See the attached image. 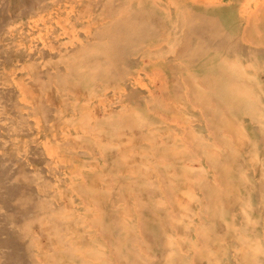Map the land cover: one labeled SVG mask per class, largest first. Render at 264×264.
Returning a JSON list of instances; mask_svg holds the SVG:
<instances>
[{"label": "rangeland", "instance_id": "374dc122", "mask_svg": "<svg viewBox=\"0 0 264 264\" xmlns=\"http://www.w3.org/2000/svg\"><path fill=\"white\" fill-rule=\"evenodd\" d=\"M192 1L0 0V264H264V45L240 40L244 22L235 44L227 27L196 47L155 26L151 5L175 18ZM263 1L230 13L262 18ZM139 26L151 35L121 55V33ZM195 48L214 54L201 69ZM221 59L241 92L201 79ZM249 95L255 112L231 106Z\"/></svg>", "mask_w": 264, "mask_h": 264}, {"label": "bare ground", "instance_id": "6f19581e", "mask_svg": "<svg viewBox=\"0 0 264 264\" xmlns=\"http://www.w3.org/2000/svg\"><path fill=\"white\" fill-rule=\"evenodd\" d=\"M171 1V0H170ZM238 0H233L232 2H228V3H221L220 1L219 2H216L215 4H212V3H204V2H201L199 0H194L192 1L191 4H189L188 6H185L184 8L182 9H179L178 13H176L175 18L170 16V14L168 12H163V11H159L160 9L159 8H155L157 5H151L152 8V13H154L153 15L155 16V14H158V12H160V16L162 18L163 21H160L159 23H156L155 26L156 27H160V26H164V25H168L170 27H172L173 29H176L178 30L179 32V36H181L180 38L182 40H188L192 43H194L195 47L196 46H200V42L202 41L201 39H205L204 41H206L207 43H210V42H215V41H221L222 39H225L229 37V35H224L223 37H220V35L218 34V31L221 29H226L227 27L228 28H232L233 29V32H231L233 35L234 33L237 34L239 28H241V25L242 23L244 22V25L242 26L241 28V31H242V34L240 35V40H242V42H247L249 44H251L252 46H262L264 45V16H261L260 17H255L253 16L252 19L250 17V15L248 14V16L246 18H243V17H235L234 15H232V12L233 10L235 9V6L237 5V2ZM168 2V1H167ZM184 2V1H183ZM261 2V1H260ZM264 2V1H263ZM136 3V2H135ZM258 3V2H257ZM262 3V2H261ZM170 5V3H169ZM259 5V4H257ZM263 5V4H262ZM261 5V6H262ZM184 6V4H183ZM247 7V6H246ZM262 8V7H261ZM260 8V9H261ZM238 9V8H237ZM243 9V8H242ZM241 9V11H242ZM249 9V8H248ZM259 8H257L258 10ZM254 10V9H253ZM230 11H232L230 13ZM245 11V9H244ZM162 12V13H161ZM248 13V12H247ZM224 14V15H223ZM226 14V15H225ZM220 16H224V17H220ZM246 16V15H245ZM258 21V22H257ZM99 22V21H98ZM156 22V20H155ZM233 23H235L236 25H232ZM261 24V25H260ZM260 25V26H259ZM123 27V23H120L118 25V28H122ZM136 30H139V32H137ZM136 30H129L128 32H124L123 34L121 33L119 39L117 40V43L115 45V47L118 48V52L123 55L124 53L127 54V52L129 53H133L135 54V52L139 49V47H141V43L138 42V40L140 38H146L148 37V35L150 36V32L147 30V29H142L141 30V26H139V28H137ZM236 31V32H235ZM139 33V34H137ZM135 36H134V35ZM138 36V37H137ZM162 38V40H165L167 43H169V37H167L166 35H161L160 36ZM231 38H234V41H233V44H235L237 42V36H230ZM134 42V43H133ZM203 42V41H202ZM200 43V44H199ZM211 46V45H209ZM143 49H147L146 46L143 45ZM208 50H206L205 53H197L198 52V49H194L193 51L190 52V56L196 58V57H201L202 58H198L195 62H193V65H195L197 67V69H201L204 67L205 63H206V60L211 58L212 55H214L211 50V48H207ZM177 56H180V54H184L186 55V45L184 46V41L181 42L180 44V47L177 49ZM148 50H146L147 52ZM185 51V52H184ZM169 52H171V50L169 49ZM182 54V55H183ZM181 55V56H182ZM204 57V58H203ZM118 59H119V62L122 63V61L124 60V56H118ZM115 62V61H114ZM141 62V61H140ZM233 62V61H231ZM131 63H134V60L131 61ZM235 63V62H234ZM165 65V70L167 72H169V74H171L172 76L174 75H179V70H181L180 67H177L175 65ZM210 66V65H209ZM238 66V65H237ZM214 71L216 73L215 76L211 77L210 75H202L201 76V79L206 81V82H211V84H213L214 88L218 91H229L230 93H235L237 94L236 92L240 91L239 90V85H237V80L233 78V76L235 77V66L233 65V63H230L228 62L227 60L225 59H221L219 61H217L214 66ZM238 70V69H237ZM241 70V69H240ZM239 70V71H240ZM263 70V69H262ZM151 71V70H150ZM122 72L123 70L121 69L120 70V75H122ZM202 74V73H201ZM236 74H237V71H236ZM241 74V73H240ZM246 74V73H245ZM242 76V75H240ZM159 79V78H157ZM160 81V80H159ZM181 82H183L181 80ZM244 82V81H243ZM183 84V83H182ZM85 85V84H84ZM83 85V86H84ZM186 85V84H185ZM244 86L248 87L249 88V81H245L244 82ZM154 87V86H153ZM156 87V85H155ZM157 88V87H156ZM187 89V88H186ZM241 89V88H240ZM84 90V89H83ZM210 91V90H209ZM245 91V90H243ZM149 92V91H148ZM155 92V91H154ZM162 92V91H161ZM212 92V91H211ZM241 92V91H240ZM81 93V92H80ZM79 93V94H80ZM163 93V92H162ZM190 93V92H189ZM245 93V92H244ZM243 93V94H244ZM229 94V93H228ZM252 94V93H251ZM221 95V93H220ZM75 96H77L75 94ZM74 96V97H75ZM187 95H184V97H186ZM229 96H234V95H231L229 94ZM228 96V97H229ZM247 96V95H246ZM161 97V96H160ZM236 97V96H235ZM233 98L232 100H235L237 99L236 98ZM162 98V97H161ZM187 98V97H186ZM230 98V97H229ZM245 99H248V104L247 102L244 100ZM243 100H237V101H231V106L232 107H236L238 105H242L243 106V112L244 111H247L249 112V114L253 113L256 111V107L254 104H252L251 102L249 103V101H252V98H250V95L248 97H244ZM188 101L192 104V105H196V106H206L208 105L207 101L209 100L208 97L201 91H196V90H193L190 94V96L187 98ZM218 101V100H216ZM47 102V101H46ZM219 102V101H218ZM228 102V101H226ZM253 102V101H252ZM199 104V105H198ZM205 104V105H203ZM146 105V104H145ZM176 106V105H175ZM177 107V106H176ZM225 107V106H224ZM223 107V108H224ZM90 108V107H89ZM72 110V109H71ZM82 110V109H81ZM103 110V109H102ZM221 111V109H220ZM97 112V111H96ZM222 112V111H221ZM158 114V112H156ZM155 113V114H156ZM209 115L211 114L213 118L214 117V114L213 112L211 111H208ZM225 113V112H224ZM227 114V113H226ZM90 115V114H89ZM163 115V114H162ZM161 115V116H162ZM201 115V114H200ZM223 115V114H222ZM92 116V114H91ZM159 116V114H158ZM165 117L167 118V116L165 115ZM188 117V116H187ZM219 117V116H218ZM163 118V117H162ZM173 119V118H172ZM165 120V119H164ZM254 120V121H253ZM168 121V120H167ZM250 121L254 122V123H257L258 125L260 124V121H259V114L257 115V117H255L254 119H250ZM93 122V121H92ZM164 122V121H163ZM171 122V121H169ZM174 122V121H172ZM179 122V121H178ZM167 123V122H166ZM204 124V123H203ZM177 125V124H176ZM182 126V125H181ZM66 127V126H65ZM69 127V126H68ZM205 127H206V124H205ZM66 129V128H65ZM207 129V128H206ZM208 130V129H207ZM183 131V130H182ZM153 132V131H152ZM154 133V132H153ZM156 133V132H155ZM154 133V134H155ZM215 133V132H214ZM161 134V133H160ZM183 134V133H182ZM60 135V134H59ZM63 135V134H62ZM226 135V134H225ZM189 137V136H188ZM172 138V137H171ZM180 138V137H179ZM189 140V139H188ZM190 140L193 141V138H191ZM196 141V140H195ZM213 141V140H212ZM77 142V141H76ZM206 142V141H205ZM184 143V142H183ZM186 144V142L184 143ZM188 144V143H187ZM192 145V143H189ZM80 145V144H79ZM78 145V146H79ZM211 145V144H210ZM215 145V144H214ZM217 145V144H216ZM215 145V146H216ZM52 146V145H51ZM54 146V145H53ZM218 146V145H217ZM47 147V146H46ZM81 147V146H80ZM47 149V148H46ZM219 157V156H218ZM75 158V157H74ZM169 160V158H168ZM82 161V160H81ZM162 161V160H161ZM164 161V160H163ZM186 162V161H185ZM182 165V164H181ZM187 165V164H186ZM185 165V166H186ZM191 166V165H190ZM193 166V165H192ZM232 166V165H231ZM73 167H74V164H73ZM152 167V166H151ZM75 169V168H74ZM188 169V168H187ZM173 170V168H172ZM168 173V172H167ZM71 175V174H70ZM216 175V174H215ZM186 176V175H185ZM214 176V175H213ZM83 177V176H82ZM247 178V177H246ZM81 179V178H80ZM71 180V179H70ZM158 180V179H156ZM213 181V180H212ZM215 181V180H214ZM73 182V181H72ZM67 183V182H66ZM69 183V182H68ZM215 183H213L214 185ZM111 185V184H110ZM161 185V184H160ZM190 185V184H189ZM221 185V184H220ZM68 186V185H67ZM74 186V185H73ZM163 186V185H162ZM186 186V185H185ZM71 187V186H70ZM188 187V186H187ZM75 188V187H74ZM217 188V187H216ZM188 189V188H187ZM186 189V190H187ZM192 189V188H191ZM197 190V189H196ZM163 192V191H162ZM200 192V191H199ZM230 192V191H229ZM197 193V191H196ZM70 194V193H69ZM171 194V193H170ZM162 195V194H161ZM202 195V194H201ZM200 195V196H201ZM69 196V195H68ZM164 196V193L163 195ZM165 197V196H164ZM175 197V195H174ZM229 197V196H228ZM166 198H164L165 200ZM183 199V198H182ZM185 200V198H184ZM120 202V201H119ZM135 202V201H134ZM167 202V201H166ZM93 204V202H92ZM136 204V203H135ZM192 204V203H191ZM93 206V205H92ZM168 206V204H167ZM173 206V205H172ZM65 207V206H64ZM198 207V205H197ZM202 209V208H201ZM95 210V209H94ZM132 210H135L132 208ZM196 210V209H195ZM200 210V209H199ZM235 211V210H234ZM99 212V210H98ZM97 212V213H98ZM136 212V211H135ZM168 212V211H167ZM223 212V210H222ZM138 213V212H136ZM195 214V212H194ZM224 214V213H223ZM139 215V213H138ZM137 215V216H138ZM136 216V217H137ZM223 216V215H222ZM90 218V217H89ZM93 218V217H92ZM127 218V216H126ZM262 218V217H261ZM197 219V218H196ZM137 220V219H136ZM235 220V219H234ZM93 221V220H92ZM90 222V220H89ZM137 222V221H136ZM198 223V222H197ZM93 224V222L91 223ZM171 224V223H169ZM168 224V225H169ZM187 224V223H186ZM94 225V224H93ZM93 225H92V228H93ZM261 225V224H260ZM97 226V225H96ZM187 226V225H186ZM188 227V226H187ZM218 227V226H217ZM262 227V226H261ZM96 228V227H95ZM193 228V227H192ZM245 228V227H244ZM194 229V228H193ZM221 229V227H220ZM223 229V228H222ZM99 230V228H98ZM101 230V229H100ZM138 230H140V228H138ZM96 232H98L97 230H95ZM221 231V230H220ZM261 231V230H260ZM102 232V230H101ZM107 232V230H106ZM105 232V233H106ZM174 232V231H173ZM198 232V231H197ZM196 232V233H197ZM262 232V231H261ZM100 233V232H99ZM103 232V234H105ZM108 233V232H107ZM138 233V232H137ZM228 233V232H227ZM257 233V232H256ZM101 234V233H100ZM99 234V235H100ZM139 234V233H138ZM189 234V233H188ZM193 234V233H192ZM209 234V233H208ZM110 235V234H109ZM143 235V234H142ZM145 235V233H144ZM149 235V234H148ZM174 235V233H173ZM103 236V235H102ZM101 236V237H102ZM108 235L105 236V240H106V237ZM85 237V235H84ZM139 237V236H138ZM147 237V235H146ZM264 237V236H262ZM261 237V238H262ZM108 238V237H107ZM173 238V237H172ZM148 239V238H147ZM150 239V237H149ZM263 239V238H262ZM113 240V239H112ZM171 240V239H170ZM193 240V239H192ZM229 240V239H228ZM227 240V241H228ZM194 241V240H193ZM223 241V240H222ZM232 241V240H231ZM221 242V241H220ZM230 242V241H229ZM116 243V242H115ZM127 244V243H126ZM199 244V243H198ZM118 246V244H117ZM126 246V245H125ZM139 246V245H138ZM224 246V245H223ZM172 247V246H171ZM182 247V246H181ZM220 247V246H219ZM109 248V246H108ZM178 248V247H177ZM213 248V247H212ZM229 248V247H228ZM101 249V248H100ZM107 249V248H106ZM179 249V248H178ZM190 249H191V246H190ZM207 249V248H206ZM192 250V249H191ZM107 251V250H106ZM207 251V250H206ZM221 251H223V248L221 249ZM263 251V249H262ZM113 252V251H112ZM111 252V253H112ZM218 252V251H217ZM220 252V251H219ZM110 253V251H109ZM108 253V254H109ZM116 253V252H115ZM215 253V252H214ZM264 253V252H263ZM117 254V253H116ZM184 254V253H183ZM208 254V252H207ZM206 254V255H207ZM111 255V254H110ZM154 255V254H153ZM192 255V254H191ZM210 255V254H208ZM215 255V254H214ZM107 256V255H106ZM211 256V255H210ZM216 256V255H215ZM234 256V255H233ZM260 256V255H259ZM258 256V257H259ZM111 257V256H110ZM157 257V256H156ZM191 257V256H190ZM212 257V256H211ZM237 257V256H236ZM95 258V257H94ZM155 258V257H154ZM263 258V257H262ZM99 261L101 263H103L104 261H102L101 259H104V258H101L98 257ZM204 259V258H203ZM238 259V258H237ZM93 260V259H92ZM196 261V260H195ZM194 262V261H193ZM192 262V263H193ZM197 262V261H196ZM234 262V261H233ZM244 262V261H243ZM242 262V263H243ZM208 263V262H207ZM213 263V262H212ZM245 263V262H244ZM197 264V263H196ZM239 264V263H238ZM248 264V263H247Z\"/></svg>", "mask_w": 264, "mask_h": 264}, {"label": "crops", "instance_id": "0c3cea01", "mask_svg": "<svg viewBox=\"0 0 264 264\" xmlns=\"http://www.w3.org/2000/svg\"><path fill=\"white\" fill-rule=\"evenodd\" d=\"M158 217H156L155 215H144L142 218H141V223L142 224H150V226L148 227V229L150 230H154V226H152L153 224H157L158 223Z\"/></svg>", "mask_w": 264, "mask_h": 264}]
</instances>
